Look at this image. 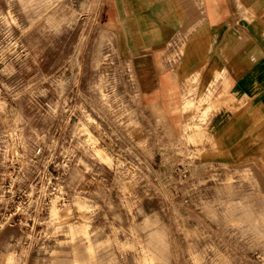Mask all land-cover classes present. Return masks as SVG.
<instances>
[{"label":"rangeland","instance_id":"374dc122","mask_svg":"<svg viewBox=\"0 0 264 264\" xmlns=\"http://www.w3.org/2000/svg\"><path fill=\"white\" fill-rule=\"evenodd\" d=\"M251 3L0 0V264H264Z\"/></svg>","mask_w":264,"mask_h":264},{"label":"crops","instance_id":"0c3cea01","mask_svg":"<svg viewBox=\"0 0 264 264\" xmlns=\"http://www.w3.org/2000/svg\"><path fill=\"white\" fill-rule=\"evenodd\" d=\"M238 1H240V5H242L244 8H246V10L248 12L247 14H252L253 9L251 8L252 7L251 0H238ZM177 2H178V4H177L178 6L181 5V7H184L183 4H184V2H186V0H176V3ZM253 13H254V11H253ZM223 20H224V18H223ZM199 22L201 23V21H199ZM255 26H256V29H258V30L254 29V32H253V35H252L253 37H251V38H253V40H255V39L256 40H258V39H263L264 40V38L261 35V31L259 30L260 29L259 25L256 24ZM193 27L194 26H192V28ZM244 40L245 39H240L237 42L238 45L239 44H241V45H239V46H237L235 48V51H234L235 54L240 56V60L241 61H243V59L248 60V62H250L249 66H252L253 68L257 67L258 65H262L263 68H264V51L263 50L260 51V50H258L256 48H254L252 50L251 49H249V50L248 49H242V42H244ZM242 56H244L245 58L242 57ZM252 57H256V58L252 59ZM241 67L243 68L244 66H241ZM250 72H253V74H256V76H254L256 84L253 85L251 87L252 89L250 90L251 98L255 99V101H260L261 99H263V101H264V70L262 71L263 74L260 73L258 71V69H256L255 71H251V70L247 71V73H250ZM262 76H263V78H261ZM261 79H262V81H261Z\"/></svg>","mask_w":264,"mask_h":264}]
</instances>
